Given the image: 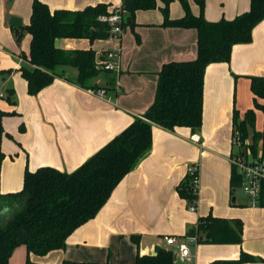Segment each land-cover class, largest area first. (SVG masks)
<instances>
[{"label":"crops","instance_id":"crops-1","mask_svg":"<svg viewBox=\"0 0 264 264\" xmlns=\"http://www.w3.org/2000/svg\"><path fill=\"white\" fill-rule=\"evenodd\" d=\"M41 1L50 9H80L107 1L108 4L111 1L110 7L113 8L121 3V0H113L115 5L112 0ZM249 4L250 0H204L203 15L208 21L232 19L248 10ZM190 9L194 14L199 13L193 1L190 2ZM140 11L148 10L135 12L137 41L128 34L127 28L116 39L107 38L113 40V44H107L106 39L90 42L86 38H59L57 41L61 48H92L96 55L116 49L118 44L119 70L102 73L92 81L101 87L96 90H104L102 95L93 94L89 92L90 88L76 84L74 78L77 70L72 66L61 67L58 73L65 76H56L36 95L27 93L25 80L18 87L15 84V109L25 121L18 152L26 157L25 167L51 166L66 172L73 171L129 125L134 117H141L154 99L157 73L165 62L195 58L197 44L194 28L163 27L160 25L163 17L159 11L138 16ZM183 13V9L175 7L169 15L177 18ZM16 15L20 13L16 12ZM96 43L99 48H95ZM19 65L17 63L15 67ZM249 75L264 76L263 21L254 26L249 43L232 47L229 62L210 63L206 67L202 124L198 130L193 132L188 127L168 130L153 124L150 148L119 181L95 217L74 230L63 248L45 255L27 254L23 245L17 246L9 258V264H135L136 255L141 250L175 248L166 245L165 236L183 239L201 215L211 213L246 222L248 207L257 206L242 201L234 204L236 198L228 204L232 147L229 146L227 134L215 137L214 133L227 128L229 132L230 128L232 136L233 107L242 116L247 108L253 106L251 91L250 97L241 99V107L237 105L236 96V102L233 100L236 94L233 82H242L245 90L247 87L250 89ZM111 76L115 77L114 83L109 82ZM259 111L256 110L255 115L257 131H260L256 129ZM206 125L211 130L206 129ZM247 142L250 143L251 139L248 138ZM260 143L258 151L261 149ZM209 157L223 167L224 181L221 184H215L214 175L220 177V173L213 167L209 168ZM5 162H9L6 156L0 168L1 194L21 189L24 172L22 168L14 171L6 169ZM191 164H197L200 171L198 199L194 209H190L176 191L187 166ZM214 190L220 193L219 199L208 198ZM256 217L264 218V208L253 212V218ZM244 222L241 244L191 243L189 257H176L178 261L174 260L175 264H210L219 259H236L240 250L264 259V219L255 220L252 229H246ZM132 235L137 236L138 243L131 240Z\"/></svg>","mask_w":264,"mask_h":264},{"label":"trees","instance_id":"trees-1","mask_svg":"<svg viewBox=\"0 0 264 264\" xmlns=\"http://www.w3.org/2000/svg\"><path fill=\"white\" fill-rule=\"evenodd\" d=\"M158 0H121L117 7L108 3L86 5L80 9L54 8L41 0H32L31 13L24 29L30 35L28 55L21 60L18 70L26 82L27 93L36 95L51 84L57 66H72L77 75L74 82L83 88L98 89L93 79L107 70L96 68V52L92 48L64 49L56 45L59 38H86L90 42L111 37V26L103 17L115 11L123 16L122 30L134 31L137 10L155 9ZM160 8L163 27L194 28L196 30V56L190 60L165 62L159 72L154 99L141 117H134L129 125L100 147L87 160L71 172L51 166L35 170L25 167L22 187L18 191L0 193V264H9L13 250L23 245L27 254L42 256L63 248L67 237L79 226L95 217L119 181L130 172L138 159L152 143V125L168 130L188 127L196 131L202 124L203 85L205 69L210 63L229 62L235 44L249 43L252 30L264 22V0H250L248 10L232 19L208 21L204 18V0H197L199 13L194 14L187 0H179L183 15L169 17L171 0H162ZM23 27H13L21 36ZM137 40H139L136 34ZM4 72H11V69ZM67 78V77H66ZM253 106L242 116L234 106L232 110V136L237 132L244 143L250 138L249 148L257 153L258 143L264 154V130H255L256 110L264 113V76L249 75ZM115 77L109 78L114 83ZM15 91L8 88L6 100L15 103ZM20 129L24 130L21 122ZM199 176V171L195 172ZM194 175L185 173L176 186L178 195L188 207H196L198 199ZM241 177L231 165L230 194L240 186ZM236 204V203H234ZM264 207V184L258 204ZM243 222L239 218H224L211 213L201 215L184 237L194 236L196 243L241 244ZM131 240L138 243L135 235ZM174 251L157 247L152 255H136L135 264H175ZM27 263L29 256L27 255ZM264 262V259L240 250L236 259H219L210 264H245Z\"/></svg>","mask_w":264,"mask_h":264},{"label":"rangeland","instance_id":"rangeland-1","mask_svg":"<svg viewBox=\"0 0 264 264\" xmlns=\"http://www.w3.org/2000/svg\"><path fill=\"white\" fill-rule=\"evenodd\" d=\"M189 7H190V2H194L197 6L198 9L199 8V4L197 2V0H187ZM115 1L112 0V4L115 5L116 3H114ZM31 3L32 0H0V93L2 94V96H0V168L3 166V162L5 160V156L6 158L9 159V162L7 163H11V164H7L6 162V169H9L10 171H14L17 170L18 168H22L21 170L23 171L25 168V161H26V157L23 155H20L19 152V143H20V138H21V134L24 133L23 130L20 129V125L21 122L23 123V126L25 127V121L24 119L19 116V114L16 112L15 109V104H16V90L17 87L21 84L22 81H24V79L22 78V76L20 75V71L18 70V68L23 65L27 68H30V65L25 62H23L21 60L22 55L27 56L28 55V47H29V34L27 33V31L24 29V26L28 23L29 21V17H30V13H31ZM108 3V1H107ZM111 4V1H110ZM163 6V1L159 0L158 1V6L155 10H148V11H140L138 13V16L140 15H148V14H153V13H158V11L160 12L161 16L162 12H161V7ZM175 7L179 8V9H183L181 3L179 2V0H171L170 5H169V14L171 12V10H173ZM65 8V7H62ZM17 13H20V15H16ZM10 16H14L17 17L21 20L22 23V34L21 36H18L17 32L13 29V27H11L10 24ZM122 15H121V19H122ZM169 17L171 18V16L169 15ZM163 20V19H162ZM162 22V21H161ZM19 26V27H21ZM17 27V28H19ZM128 29V34H131L132 36L135 37V40L137 41V37H136V32L132 31L129 27H127ZM126 29V30H127ZM114 39H116V37H112ZM57 41L56 40V45H57ZM96 41V40H95ZM106 43L113 44V40H109L106 39ZM58 46V45H57ZM119 47L118 44L116 46V48ZM95 48H99V45L96 43ZM19 63L20 65L15 67L16 64ZM61 67L63 66H57L56 67V71L58 72L59 69H61ZM17 68V70H16ZM11 69V72H4L5 70ZM74 69V68H73ZM16 84V86H15ZM8 88H13L15 91V95H14V100L15 103H9L6 100V91ZM235 89V90H234ZM233 91H236V94L234 93L233 96V100L236 102V97H237V102H238V106L241 107V99L245 98V97H250V89L245 90L242 86V82H233ZM248 93V94H247ZM236 96V97H235ZM243 106V105H242ZM229 120H230V116H229ZM206 129H210L209 126L206 125ZM256 129L262 131L264 130V113L259 111L257 113V117H256ZM211 130V129H210ZM219 134H227V138L229 140V146L232 147V150H236L237 147L233 145L232 143V136H231V132H230V128H229V132H228V128L226 130H220L219 132L217 131L216 133H214L215 137H218ZM226 138V136H225ZM261 147V145H260ZM259 148V147H258ZM230 150V149H229ZM261 150V149H260ZM258 151V150H257ZM4 158V160H3ZM211 158V157H209ZM213 161H212V160ZM209 159L211 165L209 168H214L216 169L219 173H220V177H218L216 174L214 175L215 177V184H218V182L221 184L224 180L222 178V170L223 167L221 166L220 163L215 162L213 158ZM33 166V164H32ZM36 168V167H35ZM34 167H32V169H28L29 170H34ZM199 171V168H198ZM200 172V171H199ZM199 178V177H198ZM217 188V186L215 187ZM232 197L236 198V204L238 202H248L249 203V198L247 197V195L244 193V191L242 190V188L239 186L235 189L233 194H230V196L227 198V202L230 205L231 204V199ZM208 198H220V193H218L217 191H213L210 192L208 195ZM245 207V206H244ZM264 208V207H261ZM257 209H260L259 206H257V208H249L247 209V212L245 214L246 216V222H244V220L242 219V221L245 223L244 225L246 226V229L248 227V229L251 226H254V221L255 220H263V217H257L253 218V212L256 211ZM255 219V220H254ZM252 229V227H251ZM17 248V247H16ZM15 248V249H16ZM14 249V250H15ZM13 250V251H14ZM178 259L175 260V262H177Z\"/></svg>","mask_w":264,"mask_h":264},{"label":"built area","instance_id":"built-area-1","mask_svg":"<svg viewBox=\"0 0 264 264\" xmlns=\"http://www.w3.org/2000/svg\"><path fill=\"white\" fill-rule=\"evenodd\" d=\"M103 20L107 21L111 26V37H118L122 33L120 27L121 14L119 11L109 14L103 17ZM119 51L120 48L109 50L105 53H99L96 55L95 65L96 68L116 72L119 70ZM89 92L102 95L104 90L89 89ZM197 141V139H196ZM232 143L237 147L230 154V164L236 169L241 177L240 187L249 198V205L257 206L258 198L262 184H264V154L259 150L256 154H253L250 150L249 142L240 139L236 132L232 136ZM197 164H191L187 166V174L194 175V182H198V177L195 172L198 170ZM194 209V206L189 207ZM165 243L167 246H174V254L176 257L181 259L187 258L190 255L189 244L195 243L196 239L194 236L184 237L183 239L177 238L173 235L165 236Z\"/></svg>","mask_w":264,"mask_h":264},{"label":"water","instance_id":"water-1","mask_svg":"<svg viewBox=\"0 0 264 264\" xmlns=\"http://www.w3.org/2000/svg\"><path fill=\"white\" fill-rule=\"evenodd\" d=\"M9 22H10L9 25L11 27H19V26H21V20L19 18H17V17L10 16V21ZM231 201L234 202L235 201V197H232ZM154 253H155L154 250H151V251L141 250L140 255L141 256H143V255H152ZM173 258L175 260V258H176L175 254L173 255Z\"/></svg>","mask_w":264,"mask_h":264}]
</instances>
